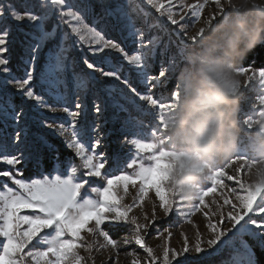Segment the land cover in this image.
<instances>
[{"label":"snow or ice","instance_id":"snow-or-ice-1","mask_svg":"<svg viewBox=\"0 0 264 264\" xmlns=\"http://www.w3.org/2000/svg\"><path fill=\"white\" fill-rule=\"evenodd\" d=\"M146 3L159 14L155 21L149 22L148 18L151 13L140 10L143 21L148 24L149 29L168 30L170 22V25L176 26L172 31L183 40L179 51L173 54L171 68L157 69L153 75H149V72L156 55L154 47L145 45V31L138 29L132 15L119 5L115 11L105 14L115 17L121 24L122 30L127 31L129 37H139L140 50L137 51V54L130 55L119 43L105 38L103 28L97 30L95 26H89L86 23L85 17L92 12L94 7L88 0H0V73L8 74L3 80H0V120L4 121L6 126L10 120L15 126L12 136L15 152L12 154H4L7 153L9 145L6 132H0V163L16 169L15 173L11 170L0 171V177H7L21 190L14 191L6 183L3 185L5 190H0V238H2L0 240V264H88V260L79 251L83 249L90 253L93 250V244L85 242V237L82 235L85 232L88 235L102 237L106 243L99 246L101 248L111 246L118 253L117 241L102 227L106 221L114 222L110 226L116 224L134 226L131 238H125L124 244L128 245L134 242L147 254V259L143 261V264H212V257L215 253L207 252L203 245H207L208 249H214L221 243L222 238L228 236V233L233 229L236 231L231 237L224 240L221 248L232 246L235 239L245 233L257 238L259 244L264 247V190L254 191L245 181L238 180L239 190L235 186L229 189L234 200L222 197L223 203H219L213 199L211 204L215 206L214 209L206 203L205 198L214 193L217 186H223L220 181V177L225 175L222 164L217 166L211 179L203 183L199 197L193 202L186 204L184 200L176 198L168 191L166 170L169 167L167 159L169 153L162 146H158L156 138L161 135L164 129L165 110L178 100V89L176 86L175 90L168 89V92L171 93L168 101L159 97L154 98L152 90L164 87L167 81L163 78L168 76L170 71L175 73L178 66L176 56L182 58L186 47L196 45L197 35L192 33L189 26H194L201 21L208 0H205V3H187L185 0H180L179 11L174 10L176 8L174 0H146ZM212 3L217 11L203 22L211 23L217 19L218 13L223 15L226 11L223 0H212ZM137 18H140L139 15ZM50 21L53 24L49 30L47 25ZM95 23H99V20L94 19ZM60 25H66L70 31L60 30L58 33ZM17 32L23 36L22 45L25 46L26 53L23 63L27 67L24 69L22 78L13 75L12 70L8 67L14 46L17 43L15 35ZM203 32L204 29L201 28L199 34L202 36ZM185 37L186 39H183ZM157 39L158 37L149 36L147 44L153 45ZM52 40H56L57 43L48 50L45 62L37 71L40 53L46 42ZM85 46L94 57L99 59L100 63L107 64L109 70L106 71L103 67L89 62L85 56L83 63L92 70V73L76 72V62L71 53L74 47L83 51ZM106 50H114L121 54L127 64L133 66L137 77L146 85L145 93L138 92L136 87L130 83L127 75L123 80L121 79L122 66L112 63L107 59V56H100V54L106 53ZM168 50L169 46L164 45L161 54H167ZM254 55L259 54L254 53ZM253 63L255 62L253 61ZM239 71L244 76L250 69L241 67ZM97 72L102 77H113L115 81L131 88L139 101L146 102L143 108L150 105L152 109L156 110L157 115L154 117L156 127L150 131V142L141 139H131L130 141L135 146L138 155L148 154L146 158L149 161L145 163L144 157L133 159L131 163L127 164L129 169H134L131 174L104 172L106 167L104 154L96 152V149L101 145L100 140H96L91 150L83 142L86 140L87 130L80 122L82 114L86 116L87 113L82 101L83 96L89 91L90 82L97 79L93 74ZM69 73H71L73 84L71 94L78 97L75 101V111L70 110L67 106H55L56 103H68ZM257 78L260 88L264 90V70H260L258 74L253 71L251 75L247 76L248 81ZM34 79L37 81L36 84H33ZM7 85H13L20 94L21 106L18 107L13 103L11 95L6 91ZM37 87L40 88V93L35 91ZM108 91L111 95L112 92L121 90L113 84L109 86ZM121 97L123 98L122 91ZM49 100L54 103L50 104ZM26 101L35 103L25 109L23 105L26 104ZM258 102L259 105L264 106V94L259 96ZM113 104L122 110H127L119 104L118 100L114 99ZM44 109L53 113L64 112L71 118L72 131L67 146L74 149L75 154L80 157L81 167L86 170L84 175L97 177L106 182L104 186L91 188V192L95 194L96 198H81V190L85 188L88 181L77 179L78 170L75 166L71 167V175L66 179L56 175L54 179L45 177L27 183L24 179L18 178L22 176V172L17 166L26 163L37 144L52 148L43 135L30 132L33 124L41 127L45 122L42 111ZM95 111L102 112L99 104L95 106ZM258 117H264V110L258 113ZM258 119L248 116L243 120V125L247 128L246 132L251 130L253 123ZM78 123H80L79 128H77ZM53 127V123H47L48 129ZM56 130L60 136H66L68 133V129L63 125L56 126ZM30 136H34V140L30 139ZM244 159L246 157L242 155L232 163ZM123 162L120 158L115 161V171H119ZM37 163L40 164L42 161L38 158ZM224 164L229 168L232 166L228 162H224ZM227 179L231 181L234 177L228 176ZM137 182L141 185L139 204L143 203V198L147 196L149 188L152 187L156 197L159 198V207L165 216L173 213L178 216H191L203 209H209L208 212H204V215L208 219L207 228L210 237L205 240L197 230L195 241L191 243V247L189 238L184 236L180 250L171 248L166 243L163 246L162 255L157 256L153 248L147 246L143 235V233H147L150 224H154L157 219L155 208L151 220L147 215L144 216V219L149 223L141 224L137 217L129 215L134 206L124 205L122 203L124 197L119 195L121 187L127 194L128 186L130 184L135 186ZM189 206H191V210L185 213L184 209ZM26 209L31 212L22 214ZM187 222L193 223L191 219H188ZM226 224H230L231 227H227ZM45 230L50 231L45 232ZM42 233L44 234L42 235ZM160 236H164V232H160ZM171 237L172 232L168 231L167 238L170 240ZM34 241L35 243H33ZM241 244L244 251L236 250L233 258L235 264H252L248 254L250 246L243 241ZM29 245L32 247L29 248ZM26 249L27 251H25ZM191 253L197 255L193 256ZM202 253L204 255H200ZM132 255L136 256L137 254L133 252ZM92 264H94V260ZM131 264H141V261L137 257L131 261Z\"/></svg>","mask_w":264,"mask_h":264},{"label":"rangeland","instance_id":"rangeland-1","mask_svg":"<svg viewBox=\"0 0 264 264\" xmlns=\"http://www.w3.org/2000/svg\"><path fill=\"white\" fill-rule=\"evenodd\" d=\"M89 3L94 5L93 10L90 14L85 17L86 23L89 26H95L97 30L101 28L104 29V35L107 39H112L114 42L119 43L122 48L125 49L127 53L137 54V51L140 50L139 37H129L127 31L122 30L121 24L113 16H108L105 13L109 11H115L116 7L119 5L128 11L133 19L136 21V26L138 29L145 31V45L147 47H154L155 57L151 63V70L149 75L156 73L157 69H162L164 67L171 68V59L173 54L177 53L180 47L183 44V40L179 37L173 29L176 26L168 25V30L164 29H149L148 24L144 23L143 15L140 10L150 12L151 16L148 18L149 22L155 21L159 14L151 8L150 5H147L146 0H88ZM176 4L175 11L180 10V0H174ZM187 3H205V0H185ZM167 6V5H166ZM38 10V9H37ZM216 10L215 5L212 3V0H208L207 6L204 9L203 17L199 23H196L194 26L190 25L189 27L193 30L197 25L203 23L204 20L208 19ZM139 15L140 18H137ZM187 18V17H186ZM94 19H98L99 23L94 24ZM58 23V22H57ZM183 23V22H182ZM53 22L50 21L47 25V28L50 30ZM26 31L28 29H25ZM60 30L70 31L66 25H60L58 33ZM17 43L14 46L13 52L16 47L22 50L19 55V59H13V52L8 67L12 70V74L17 77L22 78L24 75V69L27 67L23 61L26 58L25 46L22 45L23 36L20 33H15ZM149 36L158 37L157 40L153 42V45H148L147 40ZM75 39V37H73ZM183 39H186L183 38ZM57 43L56 40L46 42L44 49L40 53V57L37 61V71L40 70L43 63L45 62L46 54L50 48H52ZM164 45L169 46L167 54H161L164 48ZM7 55V54H5ZM72 57L75 59V71L78 73H92L91 69H88L87 66L83 63L85 56L89 59V62L96 64V66L103 67L104 70H109L107 64L99 62L97 57H94L87 49V46L84 47V50L81 51L78 47H74L73 52L71 53ZM100 56H107V59L111 60L112 63L122 66L123 71L121 72V79H124V76L127 75L130 83L133 87H136L138 92L142 94L147 91L146 85L137 77L133 66L127 64V61L123 59L121 54L116 53L114 50H106V53L100 54ZM177 68L181 66L182 58L176 56ZM241 68V67H240ZM250 71L243 76V83L245 87L243 88V98H242V112L240 114L241 125L244 131H247L245 125H243V120L247 119L248 116L253 118H259L258 113L261 110H264V106L259 105L258 99L259 96L264 94V90L260 88L258 78L252 81H248L247 76L251 75L252 72H258L260 70L249 68ZM264 70V69H261ZM96 76V80L90 82L89 91L86 95L83 96V105L86 108L87 115L82 114L81 122L87 130L86 140L83 141L86 143V147L90 150L92 145L95 144L96 140L99 139L101 145L96 149L97 153H103L105 157L106 167L103 170L107 173L115 172V174H131L134 169H129L127 167L128 163H131L133 159H139L144 157V162L148 163L147 155L148 154H137L135 146L131 144V139H141L145 142H150L151 136L150 131L156 127V119L154 117L157 115L156 110L152 109L150 105H147L146 108L143 106L146 105V102L139 101L135 93L131 91L127 85L115 81L113 77H102L100 73H93ZM8 74L0 73V80H3ZM167 81L164 87H157L153 89L154 98H162L164 101L170 99L171 93L168 92V89L175 90L176 79L175 73L170 71L169 75L163 78ZM37 81L34 79L33 84H36ZM115 84L119 90L123 93V98L121 97V91H114L109 94V86ZM68 85H69V100L67 104L56 103L55 106L63 107L67 106L70 110L75 111V101L78 97L71 94L73 89L71 73L68 74ZM6 91L11 95L13 103L18 107L21 106V97L13 85H7ZM37 93H40V88L35 89ZM26 100V98H24ZM118 100L120 105H123L125 109L114 106L113 100ZM34 101H26V104L23 105L25 109L33 105ZM49 103L52 104L54 101L49 100ZM99 104L101 106L102 112L97 113L95 111V106ZM143 109V110H142ZM45 116V122L41 127L32 125L30 132L32 134L43 135L48 143L52 146L49 148L42 144H37V146L32 150L30 158L26 163L18 165L17 168L22 172V178L27 183H31L34 179H54L56 175H60L62 179L68 178L71 175V167H77V179L78 180H87L88 184L85 185V188L81 190V198H96L95 194L91 192L92 187H101L104 186L106 182L102 181L97 177H87L84 175L85 169L81 167L82 161L80 157L75 154V150L69 148L68 142L70 138V133L72 131L70 123L71 118L67 116V113L64 112H50L47 109L42 110ZM35 115V113H32ZM47 123H53L54 127L52 129L47 128ZM80 123L77 124V128L80 127ZM63 125L68 129L66 136H60L56 130V126ZM98 125V127H96ZM14 125L9 120L7 126L5 122L0 120V132H6L7 143L9 145L7 153L12 154L15 152L13 146L12 136L14 135ZM30 139L34 140V136H30ZM62 150L69 152L71 155L66 154V160H61ZM65 152V153H66ZM18 154V153H16ZM65 155V154H64ZM40 159L42 163L38 164L37 159ZM49 158L51 163L50 169H46V166H43V163L46 159ZM120 158L124 162L120 166L119 171H115V161ZM232 166L229 168L226 164L223 165L225 175L220 177L221 184L223 186H217V189L214 193H211L208 197L205 198L206 203L209 204L210 208L214 209L215 206L211 204L213 199L217 200L219 203H223L222 197H228L234 200V197L230 194L229 189L235 186L239 190V184L237 181H245L247 174V165L242 161H236L232 163L229 161ZM243 165V166H241ZM32 172H27V170ZM11 170L13 173L16 172V169H13L12 166L0 163V171ZM228 176H233L234 179L229 181ZM7 184L8 187L13 188L14 191H21L18 186L13 184L7 177H0V190H5L3 188L4 184ZM141 185L139 182L135 186H128V193L123 192V188L119 189V195L123 196L124 199L122 203L124 205H133V211L129 214L130 217H137L138 222L141 224L149 223L144 219V216L147 215L149 220L152 218L153 209L155 208L157 219L154 224H150L147 233H143L145 236V241L147 246L152 247L157 256L162 255L163 246L167 245L171 248H176L180 250L182 247V242L184 236H187L191 243H194L196 238V232H199L203 235L204 239L210 237L208 232V219L204 215V212H208L209 209H203L201 212H197L191 216H178L175 213L165 216L162 210L159 207L160 201L159 198L155 195L154 188L150 187L148 194L143 198V203L139 204L141 199V194L139 192ZM188 203V202H184ZM191 210V206L184 209L185 213ZM31 210H24L22 214H29ZM210 214V213H209ZM191 219L192 224H189L187 221ZM114 222L106 221L102 226L105 231H108L110 236L115 239L119 245V250L117 253L116 249H112L111 246H106L101 248L99 245H103L106 242L102 237L88 235L86 232L82 233L85 237L86 243L93 244L92 252H86L83 249H80V254L88 260V264H131L133 259L137 257L143 264V261L147 259V254L135 245L131 243L128 245L124 244L125 238H131L133 232L132 229L134 226L130 224H116L115 226H110ZM243 223V222H242ZM91 227V225H89ZM227 227H231L230 224H226ZM239 225L237 226V228ZM50 230H45L48 232ZM168 231L172 232V237L169 240L167 238ZM236 229H233L232 232L228 233V236L223 237L221 243L216 245L214 249H208L207 245H203L207 252L215 253L212 257V262L215 264H235L234 256L237 249L241 252L244 251L241 242H246L250 247L248 249V254L251 257L253 263V248L250 243H257L260 247L259 240L250 234H243L238 236L233 242L232 246H225L221 248L224 240H227L233 235ZM160 232H164V236H160ZM44 233H42L43 235ZM2 240V238H0ZM98 241V243H96ZM35 243V241L33 242ZM32 246L29 245V248ZM264 249V247H262ZM220 249V251H217ZM27 251V249L25 250ZM135 252L137 255L133 256L132 253ZM195 256L196 253H191ZM200 255H204L203 253Z\"/></svg>","mask_w":264,"mask_h":264},{"label":"clouds","instance_id":"clouds-1","mask_svg":"<svg viewBox=\"0 0 264 264\" xmlns=\"http://www.w3.org/2000/svg\"><path fill=\"white\" fill-rule=\"evenodd\" d=\"M223 6V15L192 30L196 45L185 48L175 71L178 100L165 110L164 129L156 138L169 153L168 191L188 203L199 197L219 164L242 155L245 182L264 190V117L250 131L242 128L245 85L239 71L264 45V0H223Z\"/></svg>","mask_w":264,"mask_h":264},{"label":"trees","instance_id":"trees-1","mask_svg":"<svg viewBox=\"0 0 264 264\" xmlns=\"http://www.w3.org/2000/svg\"><path fill=\"white\" fill-rule=\"evenodd\" d=\"M22 50L19 49V47L15 48V51L13 52V59H19V55L21 54ZM254 53H258L259 55H254ZM19 54V55H18ZM261 57H264V45L258 46L252 53L249 54L247 60L241 65V67H247V68H254L257 70L264 69V59H261ZM253 61L255 63H253ZM62 158L61 160H66V154L71 155L69 152L62 150ZM66 152V153H65ZM65 154V155H64ZM43 166H46V169H50L51 163L49 162V158L46 159V161L43 163ZM27 172H32L31 169L27 170ZM251 247L253 248V263L252 264H264V249L260 247L257 243L251 242ZM212 264H215V262Z\"/></svg>","mask_w":264,"mask_h":264}]
</instances>
